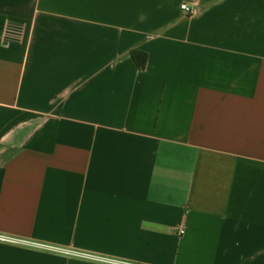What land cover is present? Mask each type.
<instances>
[{
	"label": "crops",
	"instance_id": "obj_1",
	"mask_svg": "<svg viewBox=\"0 0 264 264\" xmlns=\"http://www.w3.org/2000/svg\"><path fill=\"white\" fill-rule=\"evenodd\" d=\"M0 264H264V0H0Z\"/></svg>",
	"mask_w": 264,
	"mask_h": 264
},
{
	"label": "trees",
	"instance_id": "obj_2",
	"mask_svg": "<svg viewBox=\"0 0 264 264\" xmlns=\"http://www.w3.org/2000/svg\"><path fill=\"white\" fill-rule=\"evenodd\" d=\"M132 56L137 63L139 69H144L147 63V55L145 53L133 52Z\"/></svg>",
	"mask_w": 264,
	"mask_h": 264
},
{
	"label": "built area",
	"instance_id": "obj_3",
	"mask_svg": "<svg viewBox=\"0 0 264 264\" xmlns=\"http://www.w3.org/2000/svg\"><path fill=\"white\" fill-rule=\"evenodd\" d=\"M181 8H182V10H184V11H187V12H190V13H193V14L196 13V11H191V9L188 7L187 4L182 5ZM183 233H184V231L182 230V231H181V234H183Z\"/></svg>",
	"mask_w": 264,
	"mask_h": 264
}]
</instances>
